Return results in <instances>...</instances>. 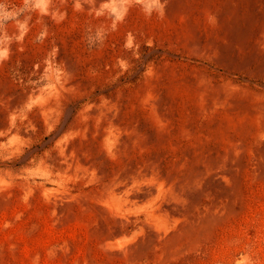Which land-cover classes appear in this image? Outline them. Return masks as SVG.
I'll list each match as a JSON object with an SVG mask.
<instances>
[{
  "label": "rangeland",
  "instance_id": "rangeland-1",
  "mask_svg": "<svg viewBox=\"0 0 264 264\" xmlns=\"http://www.w3.org/2000/svg\"><path fill=\"white\" fill-rule=\"evenodd\" d=\"M0 264H264V0H0Z\"/></svg>",
  "mask_w": 264,
  "mask_h": 264
}]
</instances>
